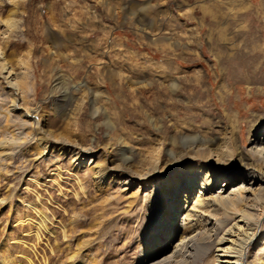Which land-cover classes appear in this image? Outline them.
Returning a JSON list of instances; mask_svg holds the SVG:
<instances>
[{
    "label": "rangeland",
    "instance_id": "obj_1",
    "mask_svg": "<svg viewBox=\"0 0 264 264\" xmlns=\"http://www.w3.org/2000/svg\"><path fill=\"white\" fill-rule=\"evenodd\" d=\"M0 48L21 85L0 72V264H139L150 195H182L185 166L264 175V0H0ZM233 209L263 218L264 264V193ZM222 213L202 234L232 225Z\"/></svg>",
    "mask_w": 264,
    "mask_h": 264
},
{
    "label": "bare ground",
    "instance_id": "obj_2",
    "mask_svg": "<svg viewBox=\"0 0 264 264\" xmlns=\"http://www.w3.org/2000/svg\"><path fill=\"white\" fill-rule=\"evenodd\" d=\"M0 72L6 74L4 77L6 84L15 94L21 90L20 83L12 78L13 72L5 61L1 48ZM263 135H253L250 142L252 145L250 154L264 164ZM190 143L192 145L189 147L193 148L194 141L191 140ZM193 152L195 157L192 159L194 161L201 157L200 150ZM80 154L81 159H83L87 152L82 151ZM182 161L181 163L186 162ZM210 162L221 164L225 163L226 159L215 155L214 158L210 159ZM204 166V164L196 162L193 166L190 163L184 167L187 186L182 195L179 193L180 188L178 186L174 187V191L167 192L169 197L165 196V200L162 202L158 193L155 196L150 195L152 202L148 206L150 209L149 232L145 237L146 245L139 264H176L182 249L187 248L200 255L198 253L205 254L213 245L216 247L215 253L220 254L214 256L216 257V264H260L261 261L259 262L258 259L249 254V249L256 244L255 241L259 236L263 218L253 223L249 220L248 212L245 214L246 212L234 211L233 206L262 196L264 193V175L246 167V172L243 173L242 177L238 176L236 178L238 180L232 184L231 179L236 176L225 177L218 170L211 169V167L204 169ZM201 172L204 176V184L193 195V190L200 178L198 174ZM223 179H226L224 186L216 191L215 188ZM126 180H124L125 185L129 183ZM212 207H220L223 210L224 218L233 220L232 225L225 228L220 237L216 233L218 230L205 235L202 234L198 226L203 215ZM162 238L163 240L166 238L168 243H160L163 241ZM158 243H160V248ZM170 251L172 252L169 254Z\"/></svg>",
    "mask_w": 264,
    "mask_h": 264
}]
</instances>
